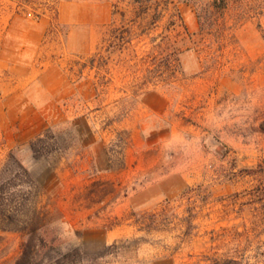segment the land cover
<instances>
[{"label":"rangeland","instance_id":"rangeland-1","mask_svg":"<svg viewBox=\"0 0 264 264\" xmlns=\"http://www.w3.org/2000/svg\"><path fill=\"white\" fill-rule=\"evenodd\" d=\"M116 1L58 0L54 18L39 4L0 0L1 198L24 204L19 222L39 212L63 245L51 256L78 251L67 264H193L208 246L204 232L227 223L215 200L250 186L240 171L264 160V11L234 25L247 0H230L233 30L221 54L182 35L183 75L171 85L144 83L145 66L129 73L110 63L111 83L98 95L94 71L81 73L80 64L109 22H119ZM181 1L195 34L194 7ZM8 158H19L28 177L13 173ZM200 184L210 202L193 222L195 235L180 243L178 218L189 208L182 193ZM164 207L169 223L146 231ZM22 238L0 230V264L15 263Z\"/></svg>","mask_w":264,"mask_h":264},{"label":"trees","instance_id":"trees-1","mask_svg":"<svg viewBox=\"0 0 264 264\" xmlns=\"http://www.w3.org/2000/svg\"><path fill=\"white\" fill-rule=\"evenodd\" d=\"M11 1L21 8L39 4L52 12L54 18L57 17L58 0ZM179 2L180 0H118L112 3V14H118L119 22H109L95 52L80 64L81 73L86 69L94 71V88L98 95L105 93L111 83L112 78L106 77L110 63L129 73L136 66H145L144 83L159 77L166 85H171L172 82H168L170 79L183 75L179 60L182 48L179 42L184 41V38L178 40L182 35L188 39L196 36L203 42L207 41L205 50H212L210 55L222 53L223 47L227 45L223 41L227 39V33L233 30V26H227L225 21L230 0H182L181 2L194 7L199 24L195 34L188 32L178 9ZM258 9L264 11V0L241 1L239 10L232 18L235 20L234 25ZM140 44L149 45L141 55L136 51ZM236 45L237 42L234 47ZM131 93L134 97L137 91L132 90ZM121 112V117H124L128 108H122ZM42 141L38 137L31 143L32 149L37 142ZM14 155L15 152L11 151L10 156ZM8 160L13 173L15 168L16 174L22 173L28 177V172L19 158ZM240 172L241 177L251 179V185L215 200L221 204L222 214L219 221L227 223L204 232L208 246L193 264H264V160ZM3 190L5 188L0 186V230L17 231L23 237L22 252L14 264H67L71 252L78 251H68L53 258L51 253L60 251L63 246L55 230L49 224H40L41 215L34 208L29 220L19 222L17 215L24 204L13 205V197L1 198ZM205 192L200 184L193 188L188 187L182 193L189 208L185 216L178 218L181 227H184L180 243L191 240L195 235L194 231L198 229L193 222L200 216L201 209L210 202L208 195H203ZM168 212L169 209L164 207L159 213L152 214L145 230H160V225H167L171 218Z\"/></svg>","mask_w":264,"mask_h":264}]
</instances>
